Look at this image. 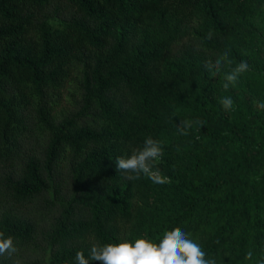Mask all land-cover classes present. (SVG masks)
<instances>
[{"label":"trees","instance_id":"1","mask_svg":"<svg viewBox=\"0 0 264 264\" xmlns=\"http://www.w3.org/2000/svg\"><path fill=\"white\" fill-rule=\"evenodd\" d=\"M226 50L232 65L212 76ZM259 102L264 0H0V233L17 248L0 264H76L94 243H159L174 228L217 264H257ZM182 120L204 123L181 135ZM148 137L169 183L116 167Z\"/></svg>","mask_w":264,"mask_h":264},{"label":"clouds","instance_id":"2","mask_svg":"<svg viewBox=\"0 0 264 264\" xmlns=\"http://www.w3.org/2000/svg\"><path fill=\"white\" fill-rule=\"evenodd\" d=\"M214 33L207 34L208 39L213 38ZM233 61L229 57V51L219 55L213 62H206V70L212 75H217L225 66L232 65ZM249 70L247 61H240L236 67L225 73L223 84L224 90L229 88L230 84H235L240 74ZM219 103L228 111L233 106V100L230 96H224ZM264 109V102L257 105ZM203 126V121L182 120L178 126V132L181 135H188V129L193 124ZM179 151V149H178ZM163 154L160 142L151 137L145 139L143 145L139 148H133L130 156H120L116 158V167L119 171L129 173L126 176L129 180L139 179L143 174L154 184H166L170 182L167 176L161 174L159 169L153 170V162ZM134 174V175H132ZM190 234L185 233L180 228H174L171 231H164L159 243H154L146 238L136 239L134 244L124 240L118 244H105L100 246L94 243L86 258L84 251H78L75 255L76 264H89V260L99 261L101 264H217L215 258L206 259V253L200 245L189 238ZM17 252L14 246L13 238L3 237L0 233V256L7 255L11 257ZM253 253L249 251L246 259L251 260ZM19 264V261L16 262ZM257 264H264V258L257 261Z\"/></svg>","mask_w":264,"mask_h":264}]
</instances>
